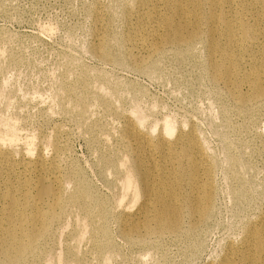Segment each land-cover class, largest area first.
<instances>
[{
  "label": "rangeland",
  "instance_id": "1",
  "mask_svg": "<svg viewBox=\"0 0 264 264\" xmlns=\"http://www.w3.org/2000/svg\"><path fill=\"white\" fill-rule=\"evenodd\" d=\"M135 8V0H0V116L14 124L16 148L27 147L31 136L32 147L40 139L65 146L61 165L76 169L96 195L107 199L111 215L106 229L114 251L99 256L86 232L76 247L81 264H209L229 241L243 236L248 221L264 213V98L244 106L233 100L222 83L209 78L200 44L186 59L168 47L153 55L151 69L138 67L125 56ZM94 9L101 10L98 36L93 35ZM101 39L120 61L91 53ZM75 95L86 102L83 117L75 114ZM134 109L145 114V125L165 117L184 131L193 127L211 164L213 184L212 213L194 229L185 215L176 234L133 240L120 235L113 215L128 203L130 193L117 209V175L99 162V155L122 157L117 131ZM45 150L51 153L50 147ZM233 158L241 164L237 176L229 173ZM58 237L56 252L61 253L64 233Z\"/></svg>",
  "mask_w": 264,
  "mask_h": 264
},
{
  "label": "bare ground",
  "instance_id": "2",
  "mask_svg": "<svg viewBox=\"0 0 264 264\" xmlns=\"http://www.w3.org/2000/svg\"><path fill=\"white\" fill-rule=\"evenodd\" d=\"M135 3L136 11L132 12L135 21L128 29L125 48V56L131 62L151 69L153 55L163 49L172 47L177 57L186 59L187 52L200 44L209 78L222 83L233 100L244 106L264 98V0H135ZM100 11L94 9L92 13L94 36L101 33ZM90 51L102 59L121 60L104 39ZM242 87L246 88L245 94L241 93ZM62 89L71 91L64 86ZM101 103L107 107V102ZM75 109L80 117L86 114V102L77 95ZM134 110L135 113L122 118L117 131L122 157L99 155V162L117 175L113 182L118 195L117 209L130 193L128 203L113 215L120 235L133 240L152 233H178L185 215L193 220L189 229H194L212 213L213 184L211 164L193 127L184 131L182 125L165 117L160 123L145 125V114ZM1 116L0 264H81L76 247L86 232L99 256L112 253L114 247L106 229L111 215L107 199L96 195L76 169L61 165L65 146L50 135L51 140L40 139L33 147L30 144L35 137L31 136L29 146L16 148V131L14 134L12 123L9 125ZM24 142L27 144L26 138ZM47 147L50 154L46 153ZM240 165L238 159H230V175L237 176ZM68 224L71 227L67 228ZM62 233L60 253L56 252V244ZM209 264H264V213L254 222L248 221L243 236L229 241L224 252Z\"/></svg>",
  "mask_w": 264,
  "mask_h": 264
}]
</instances>
